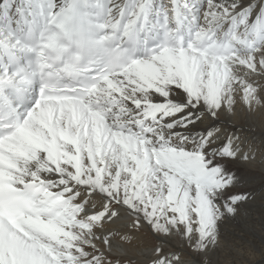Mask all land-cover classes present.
I'll return each mask as SVG.
<instances>
[{
  "label": "snow or ice",
  "instance_id": "6c2138e0",
  "mask_svg": "<svg viewBox=\"0 0 264 264\" xmlns=\"http://www.w3.org/2000/svg\"><path fill=\"white\" fill-rule=\"evenodd\" d=\"M257 128L264 0H0V264H243Z\"/></svg>",
  "mask_w": 264,
  "mask_h": 264
},
{
  "label": "bare ground",
  "instance_id": "6f19581e",
  "mask_svg": "<svg viewBox=\"0 0 264 264\" xmlns=\"http://www.w3.org/2000/svg\"><path fill=\"white\" fill-rule=\"evenodd\" d=\"M264 135L259 128L254 133L249 134V138L255 137V143L259 145L260 137ZM242 170L249 173L253 180V185L259 190L262 180H264V165H260L257 161L250 160L243 164ZM229 231L233 233L245 232V240L250 244H242L244 249L243 264H264V221L258 214H254L247 219L241 218L236 224L228 225ZM116 243H120L117 241ZM123 248L129 250V254L138 251L133 245H122ZM119 252V249H114ZM218 264H229L233 257L223 250H218L216 254Z\"/></svg>",
  "mask_w": 264,
  "mask_h": 264
}]
</instances>
